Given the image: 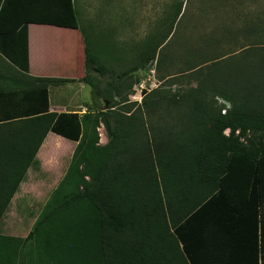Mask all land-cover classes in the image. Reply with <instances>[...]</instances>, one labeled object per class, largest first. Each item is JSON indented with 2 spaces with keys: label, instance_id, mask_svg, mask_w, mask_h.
<instances>
[{
  "label": "trees",
  "instance_id": "obj_1",
  "mask_svg": "<svg viewBox=\"0 0 264 264\" xmlns=\"http://www.w3.org/2000/svg\"><path fill=\"white\" fill-rule=\"evenodd\" d=\"M231 1L223 0L224 4L209 15L196 18L200 37L196 45L179 30L173 34L178 35L174 47H179L174 55L178 54L183 65L177 73H186L196 83L186 89L158 85L144 90L141 103L128 102L138 80L125 79L151 63L158 50L169 44L174 25L182 21L185 0H177L173 6L169 26L162 28L161 41L149 44L141 59L122 74L97 62L84 37L86 75L89 79L93 70L103 78L109 76L104 86L96 90L93 87L96 95L109 103L106 110L81 117L77 113L52 112L32 118L39 121L40 130L33 131L38 136L32 138L35 142L30 153L18 156L13 171L0 172V222L28 168L37 161L36 153L48 131L79 142L66 174L28 235L0 233V264L23 261L29 243V261L33 264H206L210 255L202 230L190 231L187 223L194 219L201 222L202 214L207 212L218 218L220 203L229 196L219 189V170L214 164L221 153L226 156L230 150L221 148L219 140L226 126H240L243 133L251 128L256 135L249 137L248 143L234 141V152L226 156L241 164L243 189L237 195L238 207L229 209L231 219H224V225L234 228L235 240L242 242L237 253L248 250L252 256L249 264H260V260L264 264V214L258 208L264 198V12H253L251 3V10L240 11L232 20L226 10V23L221 20L220 8L226 3L231 7ZM9 4L21 10L16 26L44 23L79 28L74 0H5L0 15ZM238 18L243 24L235 31L230 23ZM22 30L25 32L26 27ZM225 38L228 42L224 47ZM22 46V68L27 70V42ZM169 49L157 59V67L163 64V57L168 56L163 53ZM0 50L14 63H21L17 54L5 51L1 45ZM71 80L42 77L44 112L48 110V85ZM219 97L233 104L220 120L218 108L210 103ZM168 115L173 118L167 119ZM101 122L109 137L104 145L99 144L97 132ZM213 166L217 172L213 185L208 182L204 190L191 182L190 177L195 175L201 184L203 170ZM214 240L220 250L219 240ZM221 258L218 255V262L211 263L219 264Z\"/></svg>",
  "mask_w": 264,
  "mask_h": 264
},
{
  "label": "crops",
  "instance_id": "obj_2",
  "mask_svg": "<svg viewBox=\"0 0 264 264\" xmlns=\"http://www.w3.org/2000/svg\"><path fill=\"white\" fill-rule=\"evenodd\" d=\"M4 1L0 0V10ZM21 16V10L15 4H9L3 11V15L2 13L0 15V45L5 47V51L13 55L17 54V58L21 59V63H14L11 58L4 54L6 52L0 50V172L13 171L18 156L30 153L35 142L32 138L38 136L33 131L40 130L39 121L32 118L52 112L58 114L77 113L81 117L85 113L102 110V103H98L100 100L109 103L106 98L95 93L96 87L104 86L106 78L109 76L103 78L93 70L89 74V79L88 74L86 75V68L83 64V59H85L84 35L80 25L78 29L44 23H25L16 26ZM24 27H26L25 32L22 30ZM24 42H27L28 51L27 70L22 68L24 61L21 53L24 52L22 46ZM42 77H69L73 79L58 85H48L46 88L48 110L46 112H44L45 88L41 81ZM100 81L102 82L99 83ZM87 86L91 92L95 87L93 90L95 95L93 94L90 99H85ZM210 103L212 107L218 108L219 120L233 107L230 100L222 97H219L217 101H210ZM208 106H210L209 103ZM5 115L7 118H4ZM168 118H173V116L168 115ZM255 135L256 132L251 128L243 133L240 126L235 129L232 126H226L219 133L220 145L221 148L226 146L230 149L226 152V156H229L234 152L232 145L234 146L237 142L240 144L248 143L249 137ZM108 141L109 137L103 142L99 140V144L104 145ZM61 142L69 144L73 154L79 141L76 142L51 130L48 131L36 153L37 161L33 162L27 173L35 168L38 162L44 165L42 160L46 156L54 154L52 150L55 148V143ZM226 156L225 153L223 155L221 153L217 163H214L219 170V189L224 192V195H229L220 203L218 218H213L210 212L203 213L201 222L194 219L192 222L189 221L187 226L190 231L200 232L202 230L201 234L206 240L207 252L210 255L206 264L218 262V255H222L219 264H249L252 256L248 250L237 253L242 242L235 240V229H230V226L224 225V219L225 222L231 219L229 209L238 207L237 195H240V191L243 189L241 164L238 165L236 159L231 160L230 158L229 160ZM42 157L43 159H41ZM216 173H214V166L209 170L204 169L202 183L200 184L197 177H194L195 175L190 177L191 182L201 185L206 190L208 182L210 185L214 184ZM22 184L23 182L20 186ZM247 190L251 194V188ZM258 208L261 214H264V198ZM216 229L218 232L212 233ZM214 238L219 240L220 250ZM260 264H262L261 260Z\"/></svg>",
  "mask_w": 264,
  "mask_h": 264
},
{
  "label": "rangeland",
  "instance_id": "obj_3",
  "mask_svg": "<svg viewBox=\"0 0 264 264\" xmlns=\"http://www.w3.org/2000/svg\"><path fill=\"white\" fill-rule=\"evenodd\" d=\"M74 2L80 29L87 40L90 52L96 57L97 62L107 69L115 74H122L141 59L142 53L146 51L149 44L153 45L161 41L162 28L169 26V20L174 11L173 6L177 0H74ZM222 2L223 0H185L181 14L183 15L182 21L179 26L177 23L174 25L167 40L169 44L158 50L156 58L151 63L125 79L126 81H135V79L140 81L134 84L133 92L128 95V101L141 102L144 90H151L158 85L166 88L172 87V89H186L196 83V80L190 81L186 77V73L182 75L177 73H180L183 65H181L178 54L174 55L178 52L179 47L178 45L174 47L178 35L173 36V34L179 30L181 35L192 41L189 42L190 44L196 45L200 38L197 28H195L196 18L202 15H204L202 17H206L219 4L223 5ZM251 3L254 5L253 12H256L257 9H262L261 12H264V0H232L231 7L230 3H226L220 8L223 11L221 20L227 23L224 14L226 10L230 11L232 20H236L237 13L249 11L248 4ZM243 6L246 7L243 8ZM210 7L211 9H209ZM240 24H243L240 20L230 23L232 27H235V31L241 26ZM227 42L228 40L225 38L222 41V46L225 47ZM171 46L172 48L169 49ZM235 46L238 47V45H234V48ZM166 48L169 51L163 54H168V56L163 57V64L159 68L156 64L157 59H160ZM93 92L87 86L85 99H90L93 94L95 95ZM116 99L118 100V98ZM98 103H102V110H106L107 102L100 100ZM97 132L100 141L108 139L104 124L98 125ZM53 149L54 154L46 156L45 159L41 158L44 165L38 162L35 168L26 173L22 181L23 184L18 188V192L14 195L0 222V233L25 237L30 232L34 222L49 201L52 191L66 174L73 155L69 144L65 142L55 143ZM30 257L31 243L23 252V261L33 264L29 261ZM23 261L20 260L17 264H23Z\"/></svg>",
  "mask_w": 264,
  "mask_h": 264
}]
</instances>
